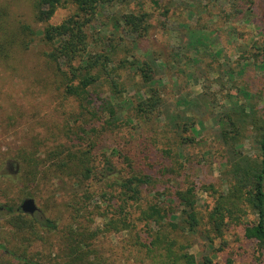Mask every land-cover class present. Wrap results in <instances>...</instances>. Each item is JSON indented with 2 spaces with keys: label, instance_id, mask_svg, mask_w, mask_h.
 Here are the masks:
<instances>
[{
  "label": "rangeland",
  "instance_id": "rangeland-1",
  "mask_svg": "<svg viewBox=\"0 0 264 264\" xmlns=\"http://www.w3.org/2000/svg\"><path fill=\"white\" fill-rule=\"evenodd\" d=\"M123 2L102 7L92 26L108 34L115 31L113 23L121 10L149 12L144 46L160 56L158 62H164L158 73L163 83L159 90L169 111L175 109L179 98H194L202 90L216 93L205 95L215 98L219 111L220 104L227 102L225 93L234 83L242 84L239 78L247 80L257 75L259 69L245 62L252 63L248 56L254 50L253 40L264 41V10L259 22L263 29L258 31L253 23L239 17L240 5H245L243 18H252L251 9L258 10L244 0H159L158 5L152 0ZM31 4L32 0H0V10L7 12L5 26L11 28L20 21L42 28L45 23L33 20ZM189 6L193 11H188ZM72 9L71 5L58 7L48 22L58 23ZM196 21L197 41L192 44L190 29ZM204 26L216 34L207 45ZM48 50L36 37L29 48L16 52L8 63L0 62V262L23 264L16 258L21 256L36 264L66 263L70 247L87 251L88 264H151L135 233L124 227L125 213L111 215L113 202L102 193H117L106 185L117 170L126 167L123 154H129L128 148L139 141L149 143L158 154H151L150 159L156 167L160 166L158 157H164L162 149L170 148L171 154L180 149L184 153L180 161H185L190 180L211 179L218 184L221 167L214 161L215 156L220 158L216 152L220 145L214 137L216 126L208 113L191 110L187 116L203 122L196 137L199 141L180 147L166 115L150 116L145 122L137 118L130 127L127 124L109 130L103 123L107 115L93 117L91 106L83 107L79 100L64 95L59 85L62 73L45 55ZM240 66V73L232 74L235 81H229L225 70L231 67L237 71ZM122 75L127 85L124 96H133L138 89L142 93L145 87H141L139 76L129 69ZM179 104L177 109L187 105ZM248 138L243 139V147L253 156L256 150ZM86 167H91L88 176L83 173ZM106 168L109 170L104 172ZM101 171L104 173L98 174ZM29 197L37 207L31 214L20 209L21 202ZM212 203L213 196L199 188L200 212L205 213ZM21 213L22 218L18 215ZM45 219L53 220L56 227H44L41 222ZM240 235L239 227L226 232V249L215 251L219 239L209 242L203 234H197L188 251L198 262L207 255L209 264H225L228 250L234 251V264H264V252L260 260L254 259L245 251Z\"/></svg>",
  "mask_w": 264,
  "mask_h": 264
},
{
  "label": "trees",
  "instance_id": "trees-1",
  "mask_svg": "<svg viewBox=\"0 0 264 264\" xmlns=\"http://www.w3.org/2000/svg\"><path fill=\"white\" fill-rule=\"evenodd\" d=\"M120 1L124 4L125 0H32L33 20L45 23L42 28L20 21L8 28L4 24L7 12L0 10V62L8 63L12 55L26 50L39 37L49 48L45 55L62 73L59 85L63 86L65 96L79 100L83 107L91 106L93 117L100 119L107 115L103 123L109 130L129 126L137 118L145 122L150 116L166 115L167 124L179 139L178 147L199 141L196 137L203 122L195 116H187L188 112L208 113L216 126L214 137L220 145L216 150L220 158L215 156L214 160L221 167L218 184L211 179L198 182L194 177L190 180L185 161H180L184 155L180 149L172 154L170 148L162 149L164 157H158L160 166L156 167L150 159L158 154L149 143L139 141L128 148L129 154H123L126 167L117 170L106 185L117 193L106 190L102 195L107 194L113 202L111 215L120 217L125 213L127 223L124 227L135 233L137 243L145 247L151 264H209L211 259L207 255L198 262L188 251L195 235L203 234L209 242L219 239V246L214 249L221 251L228 244L225 233L235 227L241 230L239 239L246 245L245 251L260 260L264 252V41L253 40L254 50L248 56L252 63L245 62L246 66L259 69L257 75L248 76L247 80L239 78L242 84L234 83L225 93L223 99L227 102L220 104L219 111L213 97L216 93L209 90L200 91L194 98H179V103L187 104L185 108L177 109L180 105L177 103L175 109L169 111L164 108L159 90L163 83L158 73L164 62H158L160 56L144 46L150 27L149 12L121 10L113 23L115 31L108 34L92 26L102 7ZM152 1L154 5L159 4V0ZM246 2L258 10L251 9L252 18H243L245 5H240L237 7L239 17L253 23L258 31L262 30L259 22L264 0H244ZM66 5L73 6L72 12L58 23H49L55 10ZM188 11H193L191 6ZM162 12L163 15L167 13ZM196 23L190 29L192 44L197 41L195 30L199 25ZM119 29L122 32H118ZM215 38V32L204 26L205 43L210 44ZM240 67L237 71L231 67L225 70L229 81H235L232 74L240 73L243 66ZM125 69L139 76L141 87H145L142 93L138 89L135 95L124 96L127 85L122 72ZM205 93L213 96L207 98ZM196 123H200V128ZM246 138L256 150L253 156L244 150L243 139ZM90 168H85V176L90 174ZM199 188L213 196V203L206 206L205 213L197 206ZM18 215L22 218L24 214ZM41 223L50 229L56 227L50 219ZM233 253V250L227 251L225 264H234ZM65 255L68 260L60 264H88L85 250L69 247ZM16 258L23 264H36L21 256Z\"/></svg>",
  "mask_w": 264,
  "mask_h": 264
},
{
  "label": "water",
  "instance_id": "water-1",
  "mask_svg": "<svg viewBox=\"0 0 264 264\" xmlns=\"http://www.w3.org/2000/svg\"><path fill=\"white\" fill-rule=\"evenodd\" d=\"M36 205L34 203V200L32 198H25L21 204H20V209L23 211V212H26V213H33L35 210H36Z\"/></svg>",
  "mask_w": 264,
  "mask_h": 264
}]
</instances>
